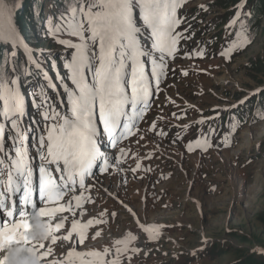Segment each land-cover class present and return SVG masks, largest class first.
Returning a JSON list of instances; mask_svg holds the SVG:
<instances>
[{
	"label": "rangeland",
	"instance_id": "obj_1",
	"mask_svg": "<svg viewBox=\"0 0 264 264\" xmlns=\"http://www.w3.org/2000/svg\"><path fill=\"white\" fill-rule=\"evenodd\" d=\"M8 1L14 8L21 2L5 0L6 16ZM41 1L45 17L54 26L38 39V50L53 52L60 59L52 74L55 80L64 87L73 85L68 64L74 50L64 45L80 41L67 34L71 19L62 18L48 0ZM229 2L190 0L177 9L179 43L174 58H165L163 97L134 138L116 149L122 159L113 163L104 178L88 184L83 193L92 200L87 215L67 217L81 225L99 222L86 229V241L82 247L75 244V249L90 253L94 246L102 247L103 239H122L115 249H143L130 256H110L107 264H242L249 255H264V108L260 106L264 72L259 70L264 65V17L261 21L251 17L248 0H242L231 18L235 9ZM226 18L229 22L223 23ZM136 22L143 32L141 44L148 48L152 41L139 10ZM145 67L149 73L154 68L150 63ZM31 86L24 96L28 101L37 89ZM59 92L51 91L61 105L64 98ZM256 99L260 104L257 101L252 108ZM9 134L16 137L15 129ZM104 191L118 192L141 221L159 226L176 243L144 250L146 234L137 231L129 211ZM202 228L208 243L199 234ZM199 247L204 250L189 253ZM57 248L59 261L67 260L66 253L74 249L63 241Z\"/></svg>",
	"mask_w": 264,
	"mask_h": 264
},
{
	"label": "snow or ice",
	"instance_id": "obj_2",
	"mask_svg": "<svg viewBox=\"0 0 264 264\" xmlns=\"http://www.w3.org/2000/svg\"><path fill=\"white\" fill-rule=\"evenodd\" d=\"M189 2L78 0L79 7L71 10V20L66 27L67 34L80 43L64 45L74 50L68 70L76 88L72 93L70 115L60 117L58 126L51 125L42 142L46 153L41 159L46 160L47 165L38 173L34 172L22 147L25 137L18 125L15 128L16 144L21 147L9 157L11 165L0 159V254H3L0 264H26L36 255L33 249L43 252L45 243L48 248L40 257L42 260L51 259L55 255L52 246L61 241L74 247L78 240L83 246L87 239L86 229L99 222L89 221L86 225L76 220L69 222L64 214L76 217L86 201L83 196L69 194L85 187V179L101 157L97 142L101 128L114 141L122 142L135 134L151 99L148 76L153 77L158 87L167 63L165 58H174L178 48L176 29L181 21L176 15L177 9ZM137 10L143 27L150 34L152 43L148 48L140 41L143 32L137 26ZM5 12V0H0V43H11L16 39V33L11 13L6 16ZM153 53L158 54L155 59ZM157 60L164 61L158 71L147 72L145 65L149 62L156 65ZM12 83L17 82L13 80ZM23 111V98L18 89L10 88L0 78V117L15 125L13 117L22 115ZM4 131L0 126V148ZM6 169L12 179L5 185L2 177ZM5 187L11 189L7 194ZM57 216L60 220L55 226L44 231L45 225L41 224L40 218L55 221ZM143 231L151 235L159 230L143 228ZM61 232H64L63 236L52 235ZM37 240L45 243H34ZM20 245L25 246L17 247ZM72 255L73 252L66 253L67 257ZM110 255L112 253L107 250L76 253L80 264H93L92 257L97 258L98 264H107L106 257ZM53 264H73V261L57 260Z\"/></svg>",
	"mask_w": 264,
	"mask_h": 264
},
{
	"label": "trees",
	"instance_id": "obj_3",
	"mask_svg": "<svg viewBox=\"0 0 264 264\" xmlns=\"http://www.w3.org/2000/svg\"><path fill=\"white\" fill-rule=\"evenodd\" d=\"M48 2L53 5L55 12L65 19H71L69 14L72 4H74L75 7H79L78 0H48ZM241 3L242 0H240V2L239 0H230L229 4L235 9L231 18L237 13L238 6H240ZM246 3L247 8L251 9L250 16L257 17L261 21L264 17V0H248ZM44 7L45 5L41 0H21L14 22L17 29L21 31L28 40L32 49L31 51H33L36 59L43 64L44 67L49 68L53 74V72L57 71L56 67L59 64L60 59L53 52L50 53L44 51V49L38 50V47H40L38 46V39L45 38L49 28H53L54 26L51 19L45 17ZM207 8L209 7L207 6ZM221 8L226 10L227 6L222 5ZM226 17H230V14ZM55 20L59 27H63L61 20L58 19L57 16H55ZM226 20L227 18L223 19V23ZM227 22H229V20H227ZM8 53L9 47L0 44V78L12 88V78L14 73L12 71V65L8 61ZM13 67L15 68V74L19 86L21 87V90L25 92V95L27 94V86H34L45 82L43 73L35 66L31 65L25 58H20V56L16 57ZM259 70L263 73L264 65L260 66ZM258 104H260L259 101ZM28 106L30 108L29 104ZM260 106L264 108V94ZM255 109L257 110V107ZM259 118H263L262 113ZM241 262L242 264H264V255L252 254L247 256L245 260L243 259Z\"/></svg>",
	"mask_w": 264,
	"mask_h": 264
},
{
	"label": "bare ground",
	"instance_id": "obj_4",
	"mask_svg": "<svg viewBox=\"0 0 264 264\" xmlns=\"http://www.w3.org/2000/svg\"><path fill=\"white\" fill-rule=\"evenodd\" d=\"M7 6H8V10H10V13L12 12L11 7H12V3L10 1L7 2Z\"/></svg>",
	"mask_w": 264,
	"mask_h": 264
},
{
	"label": "clouds",
	"instance_id": "obj_5",
	"mask_svg": "<svg viewBox=\"0 0 264 264\" xmlns=\"http://www.w3.org/2000/svg\"><path fill=\"white\" fill-rule=\"evenodd\" d=\"M125 253H126V252H125ZM125 253H124V254H125ZM114 254H115V252H114Z\"/></svg>",
	"mask_w": 264,
	"mask_h": 264
}]
</instances>
